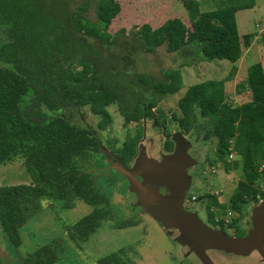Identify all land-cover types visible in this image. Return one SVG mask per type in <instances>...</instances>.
<instances>
[{
  "label": "trees",
  "instance_id": "1",
  "mask_svg": "<svg viewBox=\"0 0 264 264\" xmlns=\"http://www.w3.org/2000/svg\"><path fill=\"white\" fill-rule=\"evenodd\" d=\"M58 1L0 0V164L21 155L30 176L27 184L0 185V235L14 248L21 244L20 227L41 210L44 199L59 200L66 208L77 200L91 206V211L68 231L75 242H86L113 215L109 197L92 172L102 144L89 129L70 122L62 110L87 108L98 116V127L103 130L111 123L106 107L113 103L124 124L138 123L142 117L154 120L152 108L157 109V122L165 123L157 102L164 95L176 93L182 84L177 68L167 69L164 80H152L143 74L121 77L111 61H125L134 44L126 48L128 53L113 51L117 39L106 29L120 11L117 1L81 0L74 8L69 0ZM180 1L189 26L178 17L155 28L144 23L135 32L139 46L152 52L165 45L167 52L179 54V66L214 59L235 63L250 42L248 34L238 33L236 13L252 8L255 0H225L232 4L208 11H201L197 0ZM58 5L65 9L64 14ZM91 8L94 21L87 18ZM237 86L250 91V100L234 106L226 100L223 81L193 84L177 100L180 115L172 113L171 118L184 135L213 137L215 160L226 171L242 170L243 179L229 199L230 208L239 212L229 226L241 231L238 222L245 216L247 204L254 201V186L261 177L257 166L264 161L262 64L250 65L245 83ZM142 132L139 126L117 148L113 146L115 141H110L124 167L136 155ZM230 146L240 159L228 161ZM163 148L170 151L172 140L164 141ZM210 163L214 164L213 160ZM215 206L225 207L216 197L208 196L207 220L224 228L214 220L211 210ZM132 224L125 221L117 227ZM61 250L60 241L53 240L21 255L19 263L54 264ZM95 264L133 263L121 248L98 258Z\"/></svg>",
  "mask_w": 264,
  "mask_h": 264
},
{
  "label": "rangeland",
  "instance_id": "2",
  "mask_svg": "<svg viewBox=\"0 0 264 264\" xmlns=\"http://www.w3.org/2000/svg\"><path fill=\"white\" fill-rule=\"evenodd\" d=\"M80 1L71 0L70 3L69 0V6L74 8ZM115 1L119 3L120 11L106 29L112 37L117 39L113 51L125 54L128 53L126 48H131L130 45L134 44L130 56L125 61H111V64L119 69L121 77L125 79L129 76L132 77L133 74H143L152 80H164L165 71L172 68H177L182 76L181 88L174 94L164 95L157 102V107L165 115V123L161 126V134L164 140L160 142L159 135L161 134L156 133L159 132L158 129L151 130L149 125L144 123L143 129L146 128V137L143 142L152 155L162 148L163 141L171 139V135L179 129L176 121L171 116L172 113L180 115L177 100L189 86L208 79H220L226 81V100L232 105H239L250 97V91L247 88L240 89L237 85L238 83H245L250 65L260 62L264 69V0H255V5L252 8L239 10L236 13L238 33L240 35L248 34L250 42L248 46L243 48L241 57L235 63L226 59H214L191 66H179L178 64L182 61L179 54L167 52L165 45L157 47L152 52L144 51L139 46L140 39L135 35L136 30L144 23H149L154 28L173 17L184 20L189 26L187 12L180 0ZM197 1L201 11L232 4L230 1L226 4L225 0ZM52 6L55 7L56 5ZM58 6L60 13L64 14L65 9L60 5ZM87 18L92 21L95 20L92 8L87 12ZM2 65L0 62V66ZM234 65H236V70L233 71ZM234 96H238L236 102L233 101ZM106 109L111 116V123L107 125L105 130L98 127V116L90 113L87 108H67L62 110V113L72 123L81 124L95 132L101 140L102 147L108 150L107 144L110 146V141H115L113 144L115 148L120 147L124 138L132 136L137 128L141 126V123L124 124L115 103L108 105ZM153 112L156 117L158 114L157 109L154 108ZM49 114L54 115V113ZM198 118L200 117L198 116ZM195 131L193 127L191 132L194 133ZM149 137H152L150 143L147 142ZM186 138L192 144L188 153L199 163L198 170L193 169L195 173L193 177L191 176V183L186 192L187 194L189 192L193 193L198 198L195 199V202H192L187 196L186 200L184 199L185 209L194 212L206 225L221 229L228 235L238 237L246 235L250 229L249 213L252 205L255 204L253 201H250L246 206L247 224H244L243 227L246 225L247 230L236 231L228 225L229 223L223 221L225 215L229 217L228 220L239 216V212H235L230 208L229 199L235 191L238 181L243 179L242 170L238 168L226 171L222 163L215 160L213 152L216 143L213 137L204 139L201 133L198 136L189 134ZM227 159L230 162L233 161L229 156H227ZM212 160L214 164L210 163ZM212 165H214L215 172H208L209 174L204 176L202 170L208 169ZM187 174H189L188 169ZM29 177L24 168L21 155L14 156L10 161L0 164V185L27 184L29 183ZM131 187L132 184L127 183L120 192L117 191L112 194L113 206L111 205V209L113 215L111 218L105 219L86 242L71 241L68 231L74 222L91 211V206L77 200L71 208H66L59 200L50 198L42 200L41 210L21 226V236L23 245H25L23 251L26 254L53 240H59L62 250L58 261L54 264H95L98 258L121 248L125 249L133 264H175V262L178 264L183 253H189L182 243L178 229L169 227L164 230L158 221L138 204L134 194L130 193ZM209 191H213L214 194H209ZM208 196L216 197L219 204L225 205L224 208L215 206L211 210L214 212V217H221L223 221L221 225L224 228L209 222L205 218L207 217L205 205ZM227 212H231V215H227ZM125 221H132L133 224L121 228L117 227L119 223ZM171 235L175 238V241L171 240ZM0 249L4 251V255H9L13 259L11 264H20L18 253L6 246L2 235H0ZM2 261H5V259L0 256V264H3Z\"/></svg>",
  "mask_w": 264,
  "mask_h": 264
},
{
  "label": "water",
  "instance_id": "3",
  "mask_svg": "<svg viewBox=\"0 0 264 264\" xmlns=\"http://www.w3.org/2000/svg\"><path fill=\"white\" fill-rule=\"evenodd\" d=\"M171 140L174 145L169 152L147 154L143 146L138 149L131 167H124L119 158L112 165L120 174L131 179V189L135 192L138 204L164 230L176 227L187 251L203 264H215L208 255L210 250L257 258L255 260L258 262L260 256L264 261V199L252 205L249 213L250 229L246 235L232 236L206 225L194 212L184 207L186 192L191 183L187 169L198 163L188 153L192 144L180 131H175ZM100 150L113 156L112 152L102 146ZM170 238L175 241L172 235Z\"/></svg>",
  "mask_w": 264,
  "mask_h": 264
},
{
  "label": "flooded vegetation",
  "instance_id": "4",
  "mask_svg": "<svg viewBox=\"0 0 264 264\" xmlns=\"http://www.w3.org/2000/svg\"><path fill=\"white\" fill-rule=\"evenodd\" d=\"M153 109L154 108H152L151 109V111H152V113H153V115H154V112H153ZM156 109V108H155ZM121 116V115H120ZM122 117V116H121ZM154 120H152V121H150V120H147L146 118H144V117H142L141 118V120H139L138 121V123H141V126H142V136H141V138L138 140V142H137V150L136 151H138V149L140 148V147H145V150L147 151V154H150V152H149V150H148V147L146 146V144H144V139H145V133H146V131H145V129L146 128H144L143 129V126H144V123H147V125H149V128L151 129V130H153V129H158L159 130V132H156L157 134L159 133V134H161V132H162V127L161 126H163V124L164 123H158L157 122V120H156V117H155V115H154ZM123 119V118H122ZM130 123H135V124H138L137 122H130ZM156 125H157V127H156ZM87 128V127H86ZM87 129H89V128H87ZM90 130V129H89ZM179 129H177L176 131H178ZM91 131V130H90ZM94 135H96L97 137H98V135L95 133V132H93V131H91ZM158 134V135H159ZM134 135V134H133ZM132 135V136H133ZM188 134H186V136H187ZM99 138V137H98ZM159 138H160V142H162V140H164V138H163V136H162V134L161 135H159ZM125 139H126V137L124 138V140H123V142L125 141ZM99 140H100V138H99ZM147 142H152V137H149L148 139H147ZM164 142V141H163ZM100 143H101V140H100ZM102 144V143H101ZM174 145V144H173ZM153 148V147H152ZM162 148H163V143H162ZM159 149V154L160 153H162V152H166L165 150H164V148L163 149ZM107 149H108V151L109 152H112V154H113V156H110V160L113 162V163H117V159L116 158H118V156H117V154H115V152L112 150V147H110L108 144H107ZM190 151V149L188 150V152ZM169 152V151H168ZM137 153V152H136ZM190 154V153H189ZM108 156V154H101L99 157H100V159H99V161H100V163L98 162L97 164H96V166L95 167H93L92 168V172H94L93 173V175H94V177L96 178V180H98V176L100 175V173H103L104 175H106V174H112L111 175V178H112V180H113V178H114V180L117 182V183H122V180L124 179L125 180V178L122 176V175H120L119 173H117L115 170H113V169H110V165L107 163V161H106V157ZM134 158H135V156H134ZM134 158L130 161V163L128 164V167L129 166H131L132 165V163H133V161H134ZM198 163H199V161H198ZM101 164V165H100ZM193 169H197L198 170V164L197 165H195V166H192V167H190V168H188V170H189V175L190 176H192L193 177V174L195 173L194 171H193ZM109 170V171H108ZM194 179V178H193ZM98 182V181H97ZM195 202V201H194ZM205 210H206V205H205ZM207 212V211H206ZM205 218H207V217H205ZM247 228L248 227H246V225L243 227V228H241V231H244V230H247ZM208 255H209V257L212 259V261L215 263V264H264V261L260 258V256H258V259L260 260L259 262L257 261V260H255V259H257V258H245V257H238V256H235V255H232V254H230V253H227V252H224V251H221V250H210V251H208ZM1 258L2 259H5V261H2V263L3 264H11V262H13V259L12 258H10V257H8V256H1ZM175 264H176V262H175ZM178 264H203L193 253H183V255H182V257H180L179 258V262H178Z\"/></svg>",
  "mask_w": 264,
  "mask_h": 264
},
{
  "label": "crops",
  "instance_id": "5",
  "mask_svg": "<svg viewBox=\"0 0 264 264\" xmlns=\"http://www.w3.org/2000/svg\"><path fill=\"white\" fill-rule=\"evenodd\" d=\"M149 24V23H148ZM155 28V27H154ZM235 67H236V65H234ZM233 69V68H232ZM234 71V70H233ZM208 80H219V81H223V83H224V90H225V93H226V89H225V87H226V84H225V80H220V79H208ZM239 94H241V92H239ZM239 94H237L238 96H239ZM226 95H227V93H226ZM237 96V97H238ZM236 96H234V98H233V101L234 102H236L237 100H238V98H237ZM250 100V97L245 101V102H248ZM245 102H243V103H245ZM243 103H241V104H239V105H242ZM239 105H236V106H239ZM73 108V107H72ZM68 120H69V118L68 117H66ZM70 121V120H69ZM71 122V121H70ZM75 124V123H74ZM76 125H78V124H76ZM80 126H82L81 124H79ZM185 137H186V135H184ZM171 140V139H170ZM101 154H106V153H103V152H101ZM150 154H152V153H150ZM110 155V154H109ZM107 156L106 157V161H107V163L110 165V169H113V170H115L117 173H119L114 167H112V165L113 164H115V163H113L111 160H110V156ZM109 157V158H108ZM99 159H100V157H97V159H96V161H97V163L99 162L100 163V161H99ZM234 159L235 160H238V159H240V155H238L237 153L236 154H234ZM101 165V164H100ZM132 165H133V163H132ZM131 165V166H132ZM130 166V167H131ZM109 171V170H108ZM120 174V173H119ZM111 173L109 174H106V175H104L103 173H100V175L97 177L98 178V183L100 184V186H101V189H102V191H104L107 195H108V197H109V200H110V202H111V205L113 206V204H112V201H111V199H112V194L114 193V192H117V191H119L120 192V190L124 187V186H126L127 185V183H129V184H132V181H131V179L130 178H128V177H125V180L123 179L122 180V183H117L115 180H114V178H113V180H112V178H111ZM120 175H122V174H120ZM113 176V175H112ZM30 178V177H29ZM138 178H140V177H138ZM29 182H30V179H29ZM130 193H133L134 194V198L136 199V201H137V197H136V195H135V192L134 191H132V190H130ZM63 205V204H62ZM64 207V206H63ZM243 219H245L244 221H243ZM247 217H243V218H241L240 219V221L238 222V224H239V227H240V229L241 228H243V225L244 224H247ZM75 223V222H74ZM19 232H20V235H21V227H20V229H19ZM6 242V241H5ZM6 246L8 247V248H10L12 251H14V252H16V253H18V259H19V257L21 256V255H25V252L23 251V246H25V245H23V239H22V236H21V244L16 248H14V247H12V246H9L8 244H7V242H6ZM0 256H8L9 257V255H4V251L2 250V249H0Z\"/></svg>",
  "mask_w": 264,
  "mask_h": 264
},
{
  "label": "built area",
  "instance_id": "6",
  "mask_svg": "<svg viewBox=\"0 0 264 264\" xmlns=\"http://www.w3.org/2000/svg\"><path fill=\"white\" fill-rule=\"evenodd\" d=\"M230 144H232V141H230ZM230 150V153L228 154L229 158H231L233 161L235 160L234 159V154H236L235 151H233L232 149V146H230L229 148ZM208 172H215V168H214V165L210 166V168L208 169H203L202 170V174L205 176L207 174H209ZM257 172L259 173V175L261 176L260 179L257 181V183L255 184V190H256V193H255V198H254V201L253 203H258L260 201H262L264 199V161H261L258 166H257ZM209 194H214L213 191H209L208 192ZM188 196L189 199H191V201H195L196 198H198V196L196 195H193V193H190L186 195V197ZM186 197H185V200H186ZM227 215H231V212H227ZM227 218H229L228 216L225 215V217H223V221L225 223H230L231 222V218L230 220H228ZM214 220L215 222H223L221 220V217H217L215 216L214 217ZM229 225V224H228Z\"/></svg>",
  "mask_w": 264,
  "mask_h": 264
}]
</instances>
